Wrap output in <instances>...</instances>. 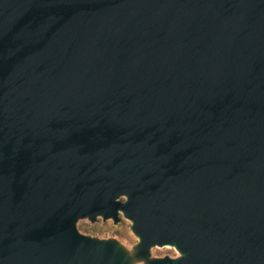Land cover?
Segmentation results:
<instances>
[{
  "label": "water",
  "instance_id": "1",
  "mask_svg": "<svg viewBox=\"0 0 264 264\" xmlns=\"http://www.w3.org/2000/svg\"><path fill=\"white\" fill-rule=\"evenodd\" d=\"M139 262L264 264V0H0V264Z\"/></svg>",
  "mask_w": 264,
  "mask_h": 264
},
{
  "label": "rangeland",
  "instance_id": "2",
  "mask_svg": "<svg viewBox=\"0 0 264 264\" xmlns=\"http://www.w3.org/2000/svg\"><path fill=\"white\" fill-rule=\"evenodd\" d=\"M130 222L123 219L119 224H114L112 220L107 222H103L102 219H99L96 223H91L88 220H81L78 223V228L81 233L93 236L99 239H110L114 238L119 240L123 245H125L128 249L133 248L137 243L138 239L134 236V234L130 230ZM176 257L178 253L172 247H155L152 249V257ZM136 264H145L143 262H139Z\"/></svg>",
  "mask_w": 264,
  "mask_h": 264
}]
</instances>
